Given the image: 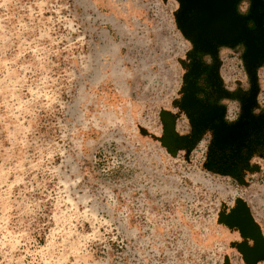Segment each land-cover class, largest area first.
<instances>
[{"label":"rangeland","instance_id":"1","mask_svg":"<svg viewBox=\"0 0 264 264\" xmlns=\"http://www.w3.org/2000/svg\"><path fill=\"white\" fill-rule=\"evenodd\" d=\"M177 6L0 0V264H264L229 223L243 201L264 239V155L238 175L207 137L165 144L190 131Z\"/></svg>","mask_w":264,"mask_h":264},{"label":"flooded vegetation","instance_id":"2","mask_svg":"<svg viewBox=\"0 0 264 264\" xmlns=\"http://www.w3.org/2000/svg\"><path fill=\"white\" fill-rule=\"evenodd\" d=\"M175 19L180 28L194 19V0H177ZM230 6L245 31L239 35H192L188 39L187 69L178 106L186 114L190 131L176 143L194 145L207 137L211 167L235 174L245 169L254 155H264V101L259 99V76L264 70V0H222ZM219 4V2H216ZM225 20V19H224ZM185 28V26H184ZM235 58L248 81L231 78L225 61ZM228 101L236 103L235 108ZM238 125L244 136L236 144H215V125ZM239 175V174H238Z\"/></svg>","mask_w":264,"mask_h":264},{"label":"water","instance_id":"3","mask_svg":"<svg viewBox=\"0 0 264 264\" xmlns=\"http://www.w3.org/2000/svg\"><path fill=\"white\" fill-rule=\"evenodd\" d=\"M196 4V14L193 20L182 26L181 32L190 39L192 35L207 36L209 32L218 35H239L244 32V27L235 18L233 12L228 5H224L222 0H194ZM216 2H219L217 4ZM225 19V20H224ZM185 26V28H184ZM215 144L223 147L232 146L243 138L244 132L238 129V125L227 127L220 119L215 125ZM168 134L166 145L175 144L174 140H180L173 128V124L169 122L166 129ZM171 135V137H170ZM180 145V143H177ZM231 225H238L241 229L246 230L256 243L264 245V239L247 207L243 201H239L238 210L229 218ZM258 245V244H257Z\"/></svg>","mask_w":264,"mask_h":264}]
</instances>
